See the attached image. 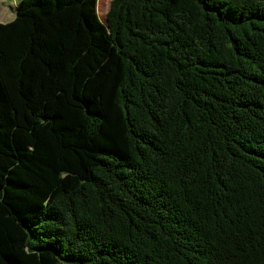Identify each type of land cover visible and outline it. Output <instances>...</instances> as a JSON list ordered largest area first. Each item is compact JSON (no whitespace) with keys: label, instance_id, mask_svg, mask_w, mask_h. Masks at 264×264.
<instances>
[{"label":"trees","instance_id":"1","mask_svg":"<svg viewBox=\"0 0 264 264\" xmlns=\"http://www.w3.org/2000/svg\"><path fill=\"white\" fill-rule=\"evenodd\" d=\"M83 3L0 23V264H264V0Z\"/></svg>","mask_w":264,"mask_h":264},{"label":"rangeland","instance_id":"2","mask_svg":"<svg viewBox=\"0 0 264 264\" xmlns=\"http://www.w3.org/2000/svg\"><path fill=\"white\" fill-rule=\"evenodd\" d=\"M110 0H86L82 6L88 7L97 14L100 20H103L105 12L108 8ZM19 3V0H0V20L4 23L11 20V14L16 13L15 7ZM105 35V31L102 32ZM86 38H90L91 46L88 52L81 59L80 67L87 74L88 68L91 66L96 67L104 58V50L98 45V42L93 40L90 35L86 34Z\"/></svg>","mask_w":264,"mask_h":264},{"label":"clouds","instance_id":"3","mask_svg":"<svg viewBox=\"0 0 264 264\" xmlns=\"http://www.w3.org/2000/svg\"><path fill=\"white\" fill-rule=\"evenodd\" d=\"M15 19V15L14 14H11V20H14ZM11 20H9V22H11ZM0 23H4L3 20H0Z\"/></svg>","mask_w":264,"mask_h":264}]
</instances>
